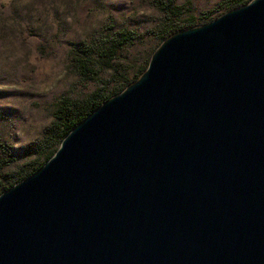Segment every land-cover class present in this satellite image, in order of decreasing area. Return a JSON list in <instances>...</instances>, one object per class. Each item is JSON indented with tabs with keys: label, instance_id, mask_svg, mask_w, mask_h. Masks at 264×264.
I'll list each match as a JSON object with an SVG mask.
<instances>
[{
	"label": "water",
	"instance_id": "water-1",
	"mask_svg": "<svg viewBox=\"0 0 264 264\" xmlns=\"http://www.w3.org/2000/svg\"><path fill=\"white\" fill-rule=\"evenodd\" d=\"M0 264H264V0L169 33L2 189Z\"/></svg>",
	"mask_w": 264,
	"mask_h": 264
},
{
	"label": "rangeland",
	"instance_id": "rangeland-1",
	"mask_svg": "<svg viewBox=\"0 0 264 264\" xmlns=\"http://www.w3.org/2000/svg\"><path fill=\"white\" fill-rule=\"evenodd\" d=\"M174 2L183 5L180 19L195 17L185 27L236 6ZM166 21L156 0H0V143L14 158L0 167V191L45 162L34 149L54 123L57 100L103 90L102 102L121 90L147 66ZM122 30L130 36L103 62ZM74 57L90 58L94 72L79 73ZM54 142L46 149L57 148Z\"/></svg>",
	"mask_w": 264,
	"mask_h": 264
},
{
	"label": "trees",
	"instance_id": "trees-1",
	"mask_svg": "<svg viewBox=\"0 0 264 264\" xmlns=\"http://www.w3.org/2000/svg\"><path fill=\"white\" fill-rule=\"evenodd\" d=\"M233 5L238 6L242 3V0H231ZM157 7L163 12L166 24L158 31V35L161 39L167 36L169 33L187 26L194 20V16H188L185 19H180V14L183 8L182 4H177L174 0H156ZM206 14V13H205ZM130 36V32L122 30L110 47V52L104 54L102 61L109 62L111 55L114 53L116 45L126 40ZM73 65L77 71L81 74H90L94 72V66L90 58H77L74 57ZM103 90H96L82 98H71L68 96L60 97L56 102L54 109V123L51 128L47 130V133L37 142L34 149L36 157L49 158L54 150H47L48 143L60 142L61 137L81 118L87 115L93 108L97 106L103 98ZM13 156L6 147L0 143V167L10 163L13 160ZM1 184V179H0Z\"/></svg>",
	"mask_w": 264,
	"mask_h": 264
}]
</instances>
